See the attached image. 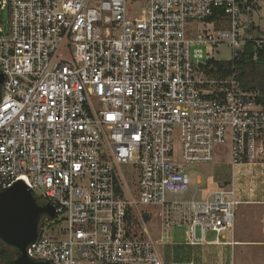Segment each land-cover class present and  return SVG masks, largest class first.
Wrapping results in <instances>:
<instances>
[{"label":"built area","instance_id":"built-area-1","mask_svg":"<svg viewBox=\"0 0 264 264\" xmlns=\"http://www.w3.org/2000/svg\"><path fill=\"white\" fill-rule=\"evenodd\" d=\"M263 4L0 0V191L22 181L54 208L29 259L164 264L157 245L174 226L185 245L234 243L238 206L255 191L237 190L235 169L264 167L261 90L243 87L234 63L248 45L264 56ZM223 45L229 60L216 58ZM226 156L230 184L180 200L198 191L199 165ZM152 211L157 239L144 225Z\"/></svg>","mask_w":264,"mask_h":264},{"label":"rangeland","instance_id":"rangeland-1","mask_svg":"<svg viewBox=\"0 0 264 264\" xmlns=\"http://www.w3.org/2000/svg\"><path fill=\"white\" fill-rule=\"evenodd\" d=\"M260 13L262 19H256V21L264 27V4ZM8 18L7 9H0V20L6 22ZM230 55L229 47L223 45L219 48L216 58L229 60ZM226 159L227 156L222 161L199 165L197 171L201 177V184L198 185V191L194 194V190L191 188L185 195L180 196V200L191 199L193 196L195 199L201 200L204 198L206 191L226 186L227 183H230L231 169ZM121 168L126 174L125 170H127V167L123 165ZM242 184L244 186L243 182L241 186ZM191 186H195L194 174H192ZM154 212L152 211L148 220L144 221V225L149 235L153 239H157L161 231L162 217L152 215ZM171 215L179 219L181 214L174 211ZM55 227L57 228L58 226ZM215 237L216 234L214 232H208L206 240H213ZM185 238L184 226H174L169 231V239L166 243L157 245L158 251L164 259V264H264V243L252 242L264 240V203H250L240 206L232 239L234 238L238 242L243 241L242 243L189 246L183 243Z\"/></svg>","mask_w":264,"mask_h":264},{"label":"water","instance_id":"water-1","mask_svg":"<svg viewBox=\"0 0 264 264\" xmlns=\"http://www.w3.org/2000/svg\"><path fill=\"white\" fill-rule=\"evenodd\" d=\"M2 79L0 73V83ZM43 213L53 217V206L37 203L22 181L0 191V243L12 247L16 253V258L5 264H49L34 262L25 253L39 234V219Z\"/></svg>","mask_w":264,"mask_h":264},{"label":"trees","instance_id":"trees-1","mask_svg":"<svg viewBox=\"0 0 264 264\" xmlns=\"http://www.w3.org/2000/svg\"><path fill=\"white\" fill-rule=\"evenodd\" d=\"M252 45H248L242 57L234 63L237 78L241 85L246 88H259L261 90L260 103L264 107V56L257 58L252 56ZM223 65L231 66V63L223 62ZM149 216L145 215L148 220ZM16 253L9 246L0 243V263L5 264L13 261Z\"/></svg>","mask_w":264,"mask_h":264},{"label":"crops","instance_id":"crops-1","mask_svg":"<svg viewBox=\"0 0 264 264\" xmlns=\"http://www.w3.org/2000/svg\"><path fill=\"white\" fill-rule=\"evenodd\" d=\"M237 168L240 169H246L244 170L245 172V176H242V172L241 171H237ZM235 169L236 174H234V179H233V183L235 184L237 190L243 194V191H247L250 192L247 188L250 186H253V188L255 189L254 192H250L249 194H253L251 195L250 199H248L246 202L241 203L238 206L237 209V213H236V217L238 214V210L240 208L241 205L243 204H250V203H264V167H260V166H246V167H237ZM231 180V179H230ZM244 183V186L241 183ZM230 183H227V185ZM246 187V188H245ZM235 224H236V218H235V223H234V231H235ZM232 238V237H231ZM234 241V244H238V243H242L243 241H239L236 239H232ZM252 242H263L262 241H252Z\"/></svg>","mask_w":264,"mask_h":264},{"label":"bare ground","instance_id":"bare-ground-1","mask_svg":"<svg viewBox=\"0 0 264 264\" xmlns=\"http://www.w3.org/2000/svg\"><path fill=\"white\" fill-rule=\"evenodd\" d=\"M240 167H242V166H240ZM246 167V166H245ZM244 170H246L245 168L243 169H240V168H237V171H244Z\"/></svg>","mask_w":264,"mask_h":264}]
</instances>
